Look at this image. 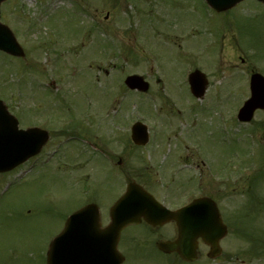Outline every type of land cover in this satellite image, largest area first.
Returning <instances> with one entry per match:
<instances>
[{
	"label": "rangeland",
	"instance_id": "1",
	"mask_svg": "<svg viewBox=\"0 0 264 264\" xmlns=\"http://www.w3.org/2000/svg\"><path fill=\"white\" fill-rule=\"evenodd\" d=\"M1 8L2 21L15 31L25 52L20 58L0 52V95L10 111L21 115L42 102L43 116L37 108L26 112L24 121L47 115L59 123L57 113L65 115L70 106L69 115L86 123L80 131L121 153L134 146L121 120L128 118L124 124H131L139 115L149 124L151 138L136 153L130 147L129 153H122L123 166L132 176L139 175L153 190L158 186L151 178L164 184L160 194L166 192L173 204L192 191L226 198V208L227 200H234L239 208L246 199V180L262 164L261 156L256 157L264 144V129L252 130L264 120V111L244 124L237 119V109L249 97L247 73L253 68L264 72V3L244 0L221 13L204 0H7ZM195 68L209 78L203 99H195L186 83L187 73ZM132 73L147 77L148 93L126 88L124 79ZM54 78L64 83L57 93L70 99L63 97L67 104L58 102L59 97L50 100L53 95L43 83ZM123 94L125 106L116 115ZM63 140L54 137L43 157ZM68 147L63 146L64 152L49 165L61 166L64 172L75 166L73 162L84 165L76 172L83 178L98 170L94 161L87 165L84 155L68 160ZM199 154L211 162L216 179ZM251 156L256 159L253 167ZM49 165L0 174V264H45L46 249L61 231L64 217L86 200L88 191L73 173L64 177ZM98 178L100 185L96 179L91 187L102 190L101 200L107 205L120 192L121 175L110 164L100 165ZM258 186L257 195L259 190L264 196V182ZM252 228V234L254 228L264 230V217L257 216ZM235 233L232 229L224 240L220 260L205 264H264V256H236L250 243Z\"/></svg>",
	"mask_w": 264,
	"mask_h": 264
},
{
	"label": "water",
	"instance_id": "2",
	"mask_svg": "<svg viewBox=\"0 0 264 264\" xmlns=\"http://www.w3.org/2000/svg\"><path fill=\"white\" fill-rule=\"evenodd\" d=\"M1 1V0H0ZM210 4L217 10H225L236 4L239 0H208ZM264 1V0H263ZM0 48H7L12 50L15 54L21 53V48L16 43L11 31L0 24ZM127 84L132 88L147 90L149 84L142 76L132 75L126 80ZM191 84L194 93L197 96H203L207 88V78L200 70H196L191 74ZM264 108V78L260 74H254L252 77V97L245 103L240 111L241 120H251L257 108ZM9 122L10 125L0 126V130L4 133L3 138H0V171L6 170L27 156V154L36 152L37 144L34 146L33 141L30 140V133L17 131L12 119H10L7 111L3 108L0 102V124ZM35 136L33 137V139ZM46 136L43 137V140ZM134 139L139 144H145L148 141L147 128L141 124L136 126L134 132ZM16 160V161H15ZM143 188L131 182L128 190L124 196L112 209V223L110 225L112 233L119 234L120 230L127 224L135 223L144 217L149 222L156 224L175 218L180 226V236L178 242L168 243V247H163L166 250H177L185 258H192L195 253L196 237L202 235L204 239L211 245L210 255L216 256L220 254L221 248L219 240L226 235L227 227L223 223L218 208L213 203L212 210L206 209L207 203L211 202L208 199H200L193 202L192 205L181 210L186 213V216H177L179 213H172L163 210L158 203L147 194ZM133 203V206H129ZM122 209L124 212L122 213ZM193 213L199 217L198 227L191 223L189 214ZM79 215V213L77 214ZM97 223V222H96ZM202 224V225H201ZM57 238L50 246L48 252V264H63L59 258V249L64 253L63 258L71 259L73 256L68 253L69 245L58 246ZM166 245V246H167ZM71 249V248H70ZM68 250V251H67ZM80 251H84L83 246L80 245L76 249L79 258ZM73 252V251H71ZM193 255V256H192ZM67 264V263H64ZM82 264V263H80Z\"/></svg>",
	"mask_w": 264,
	"mask_h": 264
},
{
	"label": "flooded vegetation",
	"instance_id": "3",
	"mask_svg": "<svg viewBox=\"0 0 264 264\" xmlns=\"http://www.w3.org/2000/svg\"><path fill=\"white\" fill-rule=\"evenodd\" d=\"M87 142L90 147L94 144L100 151L95 155L89 156L87 164L96 161L104 165L108 159L107 157L116 153L112 148L102 143L101 145H97L89 139ZM110 159L114 158L110 157ZM90 190L91 196L102 203L100 191L97 189L92 190L91 188ZM177 207L178 205H174L173 208ZM176 236L177 226L175 222L153 227L144 221L140 226L127 227L119 241V247L126 255L123 264H198L202 262L201 258L192 262L185 261L177 253L166 254L157 248L158 240L174 239ZM199 245L200 248L204 245L202 239L199 240ZM132 261H136L137 263H132Z\"/></svg>",
	"mask_w": 264,
	"mask_h": 264
}]
</instances>
